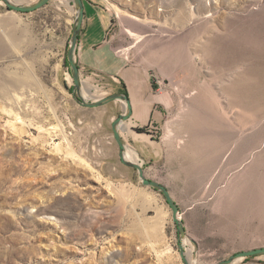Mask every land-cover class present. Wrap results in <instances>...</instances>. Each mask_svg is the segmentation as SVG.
I'll return each instance as SVG.
<instances>
[{"label":"rangeland","instance_id":"1","mask_svg":"<svg viewBox=\"0 0 264 264\" xmlns=\"http://www.w3.org/2000/svg\"><path fill=\"white\" fill-rule=\"evenodd\" d=\"M92 1L111 65L74 56L84 100L125 93L123 75L150 84L154 120L119 133L186 236L120 160L126 104L75 99L73 0H0V110L14 109L0 112V264H218L264 248V0Z\"/></svg>","mask_w":264,"mask_h":264},{"label":"water","instance_id":"2","mask_svg":"<svg viewBox=\"0 0 264 264\" xmlns=\"http://www.w3.org/2000/svg\"><path fill=\"white\" fill-rule=\"evenodd\" d=\"M51 1L52 0H39L37 3L33 5L20 6L18 4L12 3L10 0H1V2L6 6L8 11H15V12H20V13L34 12L36 10L43 8ZM73 2L76 8V11H77V16L73 23L72 34L70 38V45L68 49V62L70 64L71 76H72L73 83H74L75 99L81 106L85 108H97V107L106 105L113 101H121L126 104L125 113L120 115L112 123V126H111L115 141L120 148V153H119L120 160L123 165L130 167L138 172V176L143 186L150 187L154 189L155 191L160 192L165 197L167 204L170 206L172 210L173 221L175 222L177 226L179 239L182 240L186 236L185 228L183 227L180 220H178L177 218L179 208L177 204L171 199L169 195V191L163 185L146 179L143 173V167L141 165L135 162L126 161L124 158L126 147L119 133V130L121 129V125L124 122L128 121L132 115V109H131L129 97L125 94L116 93L108 97L99 99L97 101L88 103V102H85L84 98L81 95V81H80L79 71H78L79 69H78V66L75 64L74 56H75V50L77 47L78 36H79L82 22H83L84 6H83L82 0H73ZM260 255H264V248L255 249L251 251L239 252L237 254L230 256L228 259L221 261L218 264H233L235 261L241 258L255 257V256H260Z\"/></svg>","mask_w":264,"mask_h":264},{"label":"crops","instance_id":"3","mask_svg":"<svg viewBox=\"0 0 264 264\" xmlns=\"http://www.w3.org/2000/svg\"><path fill=\"white\" fill-rule=\"evenodd\" d=\"M83 2L84 17L78 36L75 58L81 65L100 69L111 65V60H108L107 57L110 50L106 48V43L103 40L106 20L104 17L101 18L92 0H83ZM126 76H120L119 79L125 84V88H123L125 91H123L130 100L132 109L130 120L145 125L155 117L153 113L155 100L152 88L146 79H140L137 75L128 78Z\"/></svg>","mask_w":264,"mask_h":264},{"label":"bare ground","instance_id":"4","mask_svg":"<svg viewBox=\"0 0 264 264\" xmlns=\"http://www.w3.org/2000/svg\"><path fill=\"white\" fill-rule=\"evenodd\" d=\"M10 1H12V0H10ZM19 2H20V0H13L12 1V3H14V4H17ZM87 94H88V91L83 86H81V95H82V97L84 98ZM14 97L16 98L17 101L20 100V96L19 95L15 94ZM0 112L3 115H5V116H7L9 118H13L14 117V109H12V108H7V107L4 106V107L1 108ZM15 120H16V123H19V124H22V125L25 124V122L23 121V118L20 117V116L15 117ZM6 123L8 124L9 121H7ZM10 126H13L12 129H14L15 125L13 123ZM136 157H137V155H136V153L134 151H132L130 149H126L125 154H124V158H125L126 161L136 162V159H137Z\"/></svg>","mask_w":264,"mask_h":264},{"label":"trees","instance_id":"5","mask_svg":"<svg viewBox=\"0 0 264 264\" xmlns=\"http://www.w3.org/2000/svg\"><path fill=\"white\" fill-rule=\"evenodd\" d=\"M123 94H125V93H123ZM126 95V94H125Z\"/></svg>","mask_w":264,"mask_h":264}]
</instances>
